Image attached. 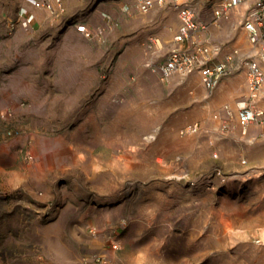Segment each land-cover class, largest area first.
Listing matches in <instances>:
<instances>
[{
    "label": "rangeland",
    "instance_id": "rangeland-1",
    "mask_svg": "<svg viewBox=\"0 0 264 264\" xmlns=\"http://www.w3.org/2000/svg\"><path fill=\"white\" fill-rule=\"evenodd\" d=\"M218 2L196 3L207 28L238 12L216 20ZM134 16L113 33H140ZM223 25L200 38L244 45L243 23ZM86 43L61 67L34 42L0 45V264H264V169L219 162L201 120L180 133L191 107L178 111L176 87L198 71L165 80L147 62L169 52L130 66L129 42Z\"/></svg>",
    "mask_w": 264,
    "mask_h": 264
},
{
    "label": "crops",
    "instance_id": "crops-1",
    "mask_svg": "<svg viewBox=\"0 0 264 264\" xmlns=\"http://www.w3.org/2000/svg\"><path fill=\"white\" fill-rule=\"evenodd\" d=\"M199 1L196 0L194 4ZM63 2L66 8L65 12L56 16L46 9L29 4L25 0H0V45L6 46L7 42H15L17 43L16 46L18 44L22 46V44L30 45L34 42L39 52H56V58L60 61H57L55 65L61 67L63 62L70 59L74 54L78 56L77 52H93V48L86 43L89 38L87 39L86 35L77 29V24L86 23L89 26H102L104 28L103 38H94L97 41L95 45L98 49L97 52H113L114 48L118 49L119 45L126 42H129L126 53L140 52L137 56H134V53H129L133 56L129 64L132 66L134 63L141 64L144 58L143 52H146L144 49H147L146 42L152 35L157 36L162 41V48L158 57H161L160 60L166 57L163 52L167 54L173 46L174 36L181 24L179 12L177 13L172 8L167 7L168 4L157 5L140 20L133 15L138 12L143 13L138 10L135 0H63ZM252 3L250 2L242 11L238 7V12L233 13L230 20H225L218 25L212 24L206 31H211V35L217 34L218 28L214 26H221L222 24H224L223 28H226V33H229L228 27L230 28V26L239 27L244 23L245 17L249 13L246 14V12L251 8ZM127 6L130 8L127 9ZM22 7H27L29 10L26 16H32L31 24L28 26L22 25V17H19ZM131 15L136 19H132L130 22L143 25L144 29L135 36L114 34L113 29L119 22L118 17L125 19ZM169 15H171L170 18ZM244 34L245 30L242 32V38H244ZM143 40L145 41L142 46ZM44 43L45 46H43ZM107 43L109 47L103 49L102 44ZM209 44L220 46L218 53L213 56V64L220 63L226 55L237 51L231 64V73L221 81L209 96L205 93V86L200 82L202 77L200 72L193 73L190 79L196 84L187 82L176 87L177 92H179L176 101L178 111L181 110L182 104H189L191 122L201 120L202 124H206L211 138L215 139V145L220 151L219 162L228 165L240 161L242 157L252 163L255 169H264V116L260 121L251 123L248 129L243 131L236 118L228 116L225 111V105H229L237 115L242 105L248 101L246 62L250 59H256L264 69V53L258 51L257 46L250 41L249 37L246 38L244 45L233 43L232 48L229 49L223 48L221 43ZM251 48H254L256 52H251ZM80 55L81 57L78 58L85 59L83 54ZM154 57L151 59L155 60ZM77 72L81 73L82 71ZM204 106L205 108L202 110L201 108ZM258 106L264 108V85L260 91ZM215 114H219V117H215ZM196 117L198 119H193ZM222 122H229L232 126L227 136L220 139L216 133L219 132L218 125ZM191 154L200 163L207 152L198 149L191 151ZM259 157L262 158V161H258Z\"/></svg>",
    "mask_w": 264,
    "mask_h": 264
},
{
    "label": "built area",
    "instance_id": "built-area-1",
    "mask_svg": "<svg viewBox=\"0 0 264 264\" xmlns=\"http://www.w3.org/2000/svg\"><path fill=\"white\" fill-rule=\"evenodd\" d=\"M29 4L50 11L56 16L65 12L63 0H25ZM196 0H135L139 11L147 13L157 5L172 4L179 12L181 24L178 32L174 36V44L169 50L167 58L162 62H154L151 58L147 64L154 71L160 73L161 77L169 80L175 74H190L199 71L203 83L209 95H211L221 81L231 72V64L234 61L237 51L232 52L218 64H213L212 59L215 53H218L220 46L216 44L205 43L201 40L200 34L207 29V25L200 19V8L194 4ZM246 0H220L214 7L216 20L227 18L231 12L238 8ZM130 7L127 6V9ZM27 7H22L19 17H22V25L31 24L32 16H26ZM244 26L248 31L250 41L256 45L260 52L264 53V0H257L247 18ZM77 29L83 32L87 37L103 38L104 28L90 27L86 23L77 24ZM149 54L155 55L161 52L162 41L157 36H150L146 42ZM248 73V101L242 105L238 111V122L243 131H246L251 123L260 121L264 116V108L258 106V98L261 88L264 85V69L256 59H250L247 62ZM225 111L228 116L233 117V110L229 105H225ZM219 117V114H215ZM229 122H222L218 125L219 132L227 134L231 130ZM203 128L201 122L194 121L185 124L180 129L182 135L197 133ZM215 155H218L215 153ZM114 243V242H113ZM115 247H118L114 243Z\"/></svg>",
    "mask_w": 264,
    "mask_h": 264
},
{
    "label": "bare ground",
    "instance_id": "bare-ground-1",
    "mask_svg": "<svg viewBox=\"0 0 264 264\" xmlns=\"http://www.w3.org/2000/svg\"><path fill=\"white\" fill-rule=\"evenodd\" d=\"M248 16V15H247ZM247 16L245 17V19L247 18ZM245 21V20H244ZM244 24V23H243ZM245 27V26H244ZM245 30L247 31V29L245 28ZM247 33H248V31H247ZM248 35V34H247ZM257 49H258V51L260 52V49L257 47ZM233 116L236 118V120H237V122H238V114L237 115H235V113L233 114ZM239 123V122H238Z\"/></svg>",
    "mask_w": 264,
    "mask_h": 264
}]
</instances>
